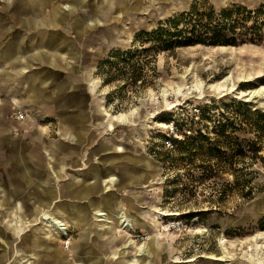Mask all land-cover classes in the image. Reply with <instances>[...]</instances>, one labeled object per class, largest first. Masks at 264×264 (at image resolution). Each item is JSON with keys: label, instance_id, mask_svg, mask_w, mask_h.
I'll return each mask as SVG.
<instances>
[{"label": "rangeland", "instance_id": "1", "mask_svg": "<svg viewBox=\"0 0 264 264\" xmlns=\"http://www.w3.org/2000/svg\"><path fill=\"white\" fill-rule=\"evenodd\" d=\"M29 1L0 0L2 19L11 22L17 16H30V12H18L19 6ZM174 1L178 8L164 14ZM49 2L56 3L50 6ZM263 3L45 0L44 7L50 8L42 6L34 17H43L52 26L64 27L67 22L64 28L41 27V31L57 33L54 48L64 58L54 69L31 63L29 71L50 79L40 91L44 100L34 106L18 105L11 97L25 96V89L0 84V199H13L17 206L6 215L7 204L0 203V252L2 247H10L0 260L2 264H74V260L77 264H264V97L240 93L264 82V36L256 43L198 44L159 52L149 64L151 70H146L151 82L141 88L127 85L110 101L106 95L117 90L119 82L104 83L98 69L110 51L130 46L137 32L150 30L193 5L201 8L209 4L220 11L236 4L255 9ZM69 20L77 29L80 24L89 28L74 30ZM46 37L51 39L52 35ZM6 38L10 39L0 37V48ZM29 40L28 36L21 38L22 52H32L34 44H43L38 37L34 43ZM48 57V63L54 66L55 55ZM18 77L14 73L7 79L17 81ZM55 82L61 85L54 88ZM57 100L67 105V111L75 107V121L83 126L78 142L63 139L65 133L61 132L58 109L54 107ZM19 111L22 119L15 117ZM219 122L234 125V130H227L239 140L216 132L214 127ZM198 129L223 149L222 161H208L217 171L212 178H200L202 169L198 165L203 157L194 155L190 163L185 157L180 159L177 152L178 140ZM35 130L42 132L37 145L33 142ZM238 144L244 155L229 160L228 155ZM104 148L108 152L102 153ZM43 149L55 154L54 174ZM109 154L115 159L109 162L113 164L109 172L116 178L101 179L109 186L101 193L108 194L109 205L105 206L99 192L93 197L95 205L103 209L92 210L93 215L85 219L90 230L86 239L78 240L76 226H68L67 233L59 235L40 218V212L31 215L29 207H43L46 213L58 217L56 205L69 202L58 195L65 176L82 175L76 169L81 162L88 165L92 157L96 162ZM20 155L25 156L24 161L17 160ZM64 163L67 168L62 170ZM23 166H28L33 178L29 186L17 177ZM187 169L190 174H186ZM234 172L235 178L231 174ZM41 176L51 181L57 195L46 204L33 197L41 194L33 185ZM243 179L249 181L248 192ZM23 205L25 211L19 215L18 207ZM122 220L127 227L120 225ZM47 233L55 239L46 244L43 240L47 241ZM34 234L42 242L36 241ZM144 246L152 252L150 256L140 252Z\"/></svg>", "mask_w": 264, "mask_h": 264}, {"label": "crops", "instance_id": "2", "mask_svg": "<svg viewBox=\"0 0 264 264\" xmlns=\"http://www.w3.org/2000/svg\"><path fill=\"white\" fill-rule=\"evenodd\" d=\"M21 1V0H20ZM43 1V2H41ZM44 1L45 0H30L28 2V4H22L19 6L18 12L22 11L23 13H28L30 12L31 15L30 16H24V17H19L17 16L16 19H13L11 22H8L4 19H2V16L0 15V37H8L10 39H7L3 42H1V56H0V75L3 76L0 79V84L1 85H5L6 87H12V89H16L14 88L15 85L23 87L25 89V96H20L19 98L16 97H11L12 100L14 101V103L20 105L21 103H30L31 106L34 105H39L42 103L43 96L41 95V89L43 87H46L47 83L50 82V79L46 76V77H37L36 75H34L31 71H29L31 68L30 66L32 65L31 63H39L41 65H46L49 68H57L58 65L60 64V62H63L62 60L64 58H62L61 56L63 55L62 52H59L56 50V48H54V45H56V34L57 33H47L44 30L41 31V27L43 26H52V25H48L47 24V20H45L43 17L41 18L40 16H38L37 18H35L34 16H36L34 14V12L37 11H42V6L44 7ZM39 2V3H37ZM51 2V1H50ZM48 3L50 6L54 5L55 3L51 4ZM47 5L46 10L48 8H50V6ZM44 7V8H45ZM41 8V9H40ZM60 7L58 6L57 9H59ZM45 10V12H46ZM45 15V13H44ZM57 19H59V14L56 16ZM72 20H69L70 22V26L74 29V30H81L84 27H88L86 26V24H80L81 28H76V25L74 26V23L71 22ZM67 22V21H66ZM65 22V23H66ZM10 23L9 25H6ZM16 23V24H14ZM65 23H64V27H65ZM93 25V24H92ZM18 26L21 28L18 31L16 29H18ZM56 26H60L62 28H64L61 25H56ZM56 26H52V27H56ZM89 28V27H88ZM36 31L38 32V35H36ZM48 35H52L51 39H48ZM28 36L31 40H29L30 42L32 41L33 43L35 42V38H39L40 40L43 41L42 45H37L34 44V49L32 52H22L21 50V44L23 43V41H21V38ZM52 43V44H48V43ZM37 46V48H36ZM52 53L55 55V65L51 66L48 62H49V54L52 55ZM65 53V52H64ZM44 54L46 57H44ZM65 63V66L68 67V65ZM18 64L21 65H25L27 67L25 68H21L18 66ZM10 67V69H9ZM28 70V71H27ZM18 74V80L17 81H9L7 79L8 76H12V74ZM61 84H59L58 82H55L54 88H57V86H59ZM52 86V87H53ZM56 90V89H55ZM56 94H58V90H56ZM40 92V93H38ZM49 98H51V96H49ZM67 105L64 103H59V101L57 100L55 103V109L57 110V115L59 117V124L62 127V133H65L63 136V139L65 140V138H69L71 140H73L74 142H78V139H81L83 136H81V132H79L83 129L82 126V122L80 124H78L77 121H75V117H76V111H75V107L73 108L74 110L72 111H67L66 107ZM71 109V108H70ZM34 118L35 116L32 117L34 122ZM74 118V119H73ZM108 121V119H107ZM35 123V122H34ZM27 125V124H26ZM39 128H41L40 126H38ZM82 127V129H81ZM44 128V127H42ZM15 128H13L14 130ZM76 133V134H75ZM66 134H69L68 136ZM72 134H75L72 135ZM41 137H42V132L40 130H35L33 132V142L37 145L39 143V141H41ZM38 152L40 153V150H38ZM61 152V151H60ZM65 152V151H64ZM67 152V151H66ZM108 152V148H104V150L102 151V153ZM43 153L46 156L47 162L49 163V167L51 168V171L53 172V174L56 172V169L54 168L53 164H52V158L54 152L52 153L51 151H49L48 149H43ZM66 154V153H65ZM24 156V155H23ZM66 156V155H65ZM18 157V156H17ZM94 157V154H93ZM92 157V161L91 163H89L88 165L86 164V162H81L79 164V166L76 167L77 170H81L82 171V175H73V176H65V178L63 179V185L61 186L62 189H58V195L59 197L64 196L67 198V200L69 202H59L56 205V211L55 213L58 215V217L60 218H66L69 220L70 222V228L72 226H76L78 228V240L83 241L84 239L87 238L88 236V232H90L88 226L85 224V219L88 216H92V210L94 211L97 208H101L103 209V206L100 207L99 205H95L96 203H94L93 201V197L98 194H101L102 191H104L105 189H107V187L109 186H105L106 182L101 183V179H107V178H112V180L114 181L116 176H114V174H110L109 170L112 168L113 164H110L109 162L114 159L113 156H111L110 154L105 156L104 158L99 159V162L97 164V162H94V158ZM25 158V156H24ZM24 158L22 157V155H20V158L18 157L17 160L18 161H24ZM63 160H66L65 158H63ZM62 160V161H63ZM66 162V161H64ZM20 164H22L21 162H19ZM107 163V164H106ZM67 164H61V169H66ZM109 172V173H108ZM65 175V173H64ZM56 176V174H55ZM19 182H24L26 183L27 186H29L31 184L32 181V176L30 174L29 168L28 166H23L20 168V171L18 172L17 175ZM45 177V178H44ZM109 179V180H110ZM108 181V180H106ZM101 184V186H100ZM36 187H39L41 190V194H37L34 197V199L36 201H40L43 202V204H46L50 201V199H52L53 197L57 196L55 194V190H54V186L52 185L51 181L46 177V176H41L38 177L37 181L34 182L33 184ZM81 186V187H80ZM83 187V188H82ZM105 188V189H104ZM55 195V196H54ZM101 197L104 200V204L105 206L109 205L108 203V194H101ZM55 198H53L54 200ZM0 203L2 204H7V208L9 209V211L7 212L6 215H11V212L14 210L15 207L13 205V199H9L6 198L5 196H3L0 199ZM106 207V208H107ZM44 208H39L37 207L36 209H33L32 207H29V212L32 214H37L39 212H41ZM108 209V208H107ZM106 209V210H107ZM24 205L23 207H18V214H23L24 212ZM108 211V210H107ZM54 213V214H55ZM123 213V212H120ZM55 214V215H56ZM109 214V213H108ZM119 214V213H117ZM115 214V216L117 215ZM86 230V231H85ZM41 232H45V231H41ZM34 239L36 241H38L39 243L42 242L40 241L41 239L39 238L38 234H34ZM46 240H43V243L49 242L48 240H50L48 237L46 238ZM55 239V238H54ZM24 242H22L23 244ZM42 245H45L43 244ZM27 245V244H24ZM28 246V245H27ZM50 246H52L50 244ZM10 249V247L5 246L2 247V251L0 252V260L2 259V257H4V253H7L8 250ZM34 249V248H32ZM44 248L42 247V252H43ZM58 251L62 250V249H57ZM10 251V250H9ZM35 262V260L33 261ZM43 262V260H42ZM77 260H74V264L76 263ZM0 264H2V262L0 261ZM32 264H38V263H32ZM43 264V263H40Z\"/></svg>", "mask_w": 264, "mask_h": 264}, {"label": "trees", "instance_id": "3", "mask_svg": "<svg viewBox=\"0 0 264 264\" xmlns=\"http://www.w3.org/2000/svg\"><path fill=\"white\" fill-rule=\"evenodd\" d=\"M263 36L264 3L255 9L236 4L220 11H216L209 4L201 8L193 5L191 9L159 21L157 26L150 30H140L135 34L130 46L110 51L99 62L98 69L104 76V83L114 80L119 82L117 90L108 93L106 99L110 101L113 94L123 93L127 85L141 88L149 84L151 81L148 80L146 70H151L149 64L156 59L159 52L198 44L235 46L247 41L256 43ZM229 127L235 129L234 125L228 126L219 122L214 130L226 138H235L238 141V136H230L231 133L227 130ZM184 136L182 140H178L177 152L182 156L180 159L185 157L191 163L194 155H200L203 157L198 165L202 169L200 178L216 176L217 171L208 161L212 159L222 161L221 146L210 142L208 135L201 129L195 134ZM244 153L243 147L238 144L228 158L230 160L232 156L234 158L235 155ZM185 172L190 174L189 169ZM231 174L235 178V172ZM242 183L248 192L250 190L248 179H243Z\"/></svg>", "mask_w": 264, "mask_h": 264}, {"label": "bare ground", "instance_id": "4", "mask_svg": "<svg viewBox=\"0 0 264 264\" xmlns=\"http://www.w3.org/2000/svg\"><path fill=\"white\" fill-rule=\"evenodd\" d=\"M174 8H178V5H176V2L175 1L172 2V3H170V5L164 10V14H167L170 10H172ZM232 89H233V87L232 88H229V90H231V91H232ZM240 93L245 94V95H248L249 97H254V96H257V95H261V96L264 97V82L261 83L258 86L250 87V88H248L246 90L241 89L240 90ZM96 162L98 164L99 160H97ZM40 218H42L45 221V223H46L47 226L53 227L54 229H56V233H58L59 235H63V234L65 235L67 233L66 232V229L70 225L69 220L63 219V221H62V219H58V217L54 216L53 214L50 215L49 213H46V211H44V210L40 212ZM119 223H120V225L123 228L124 227H127V224H123L124 223V220H122L121 222L119 221ZM165 226L166 225H164L163 227H165ZM46 237H48L49 239H54V237H51V235H49L48 233H47ZM21 240H23V239H21ZM65 242L68 243V240L65 241ZM139 250H140L141 253L145 254L146 256H150L151 253H152L150 251V249L147 248L146 246L140 247ZM219 259H222V258H219Z\"/></svg>", "mask_w": 264, "mask_h": 264}, {"label": "built area", "instance_id": "5", "mask_svg": "<svg viewBox=\"0 0 264 264\" xmlns=\"http://www.w3.org/2000/svg\"><path fill=\"white\" fill-rule=\"evenodd\" d=\"M15 117H16L17 119H22V117H23L22 112L19 111V112L15 115Z\"/></svg>", "mask_w": 264, "mask_h": 264}]
</instances>
